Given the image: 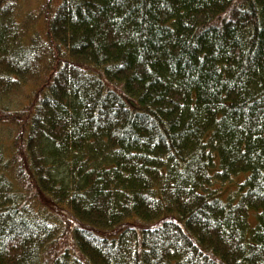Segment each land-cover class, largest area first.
<instances>
[{"label": "trees", "instance_id": "trees-1", "mask_svg": "<svg viewBox=\"0 0 264 264\" xmlns=\"http://www.w3.org/2000/svg\"><path fill=\"white\" fill-rule=\"evenodd\" d=\"M0 264H264V0H0Z\"/></svg>", "mask_w": 264, "mask_h": 264}]
</instances>
